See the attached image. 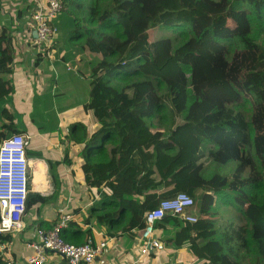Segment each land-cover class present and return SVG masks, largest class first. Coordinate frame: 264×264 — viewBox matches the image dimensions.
Masks as SVG:
<instances>
[{
	"label": "trees",
	"instance_id": "trees-1",
	"mask_svg": "<svg viewBox=\"0 0 264 264\" xmlns=\"http://www.w3.org/2000/svg\"><path fill=\"white\" fill-rule=\"evenodd\" d=\"M62 4L59 42L39 52L33 66L39 67L51 49H57L59 61L74 59L72 64L80 55L87 70L79 68L77 74L91 86L83 110L97 127L86 138L84 120L71 125L67 138L83 144L78 165L67 153L61 165L47 159L56 197L65 166L90 191L93 206L86 226L94 220L111 238H141L147 214L161 200L184 192L198 197L200 218L187 223L168 215L157 223L164 233L155 236L161 250H188L195 264H244L240 253L245 252L257 256L255 263L246 264H264V212L257 229L251 227L252 216L260 217L264 210V0ZM156 27L175 28L183 40L151 42L149 32ZM15 56L11 30L0 27V99L15 95L7 78L14 72ZM115 80L126 84L112 90ZM55 97L50 90L33 99L32 122L42 134L60 130ZM244 106L251 107L249 119ZM161 113L173 124L167 136L146 127L147 120ZM1 118L0 147L8 137L24 134L13 110L4 108ZM158 151L174 156L157 159ZM27 156L46 159L33 147H27ZM210 163L215 170L206 176ZM229 163L236 165L234 173L219 174ZM54 198L30 193L27 212ZM220 201L247 224L216 229L222 221L216 215ZM62 236L77 245L93 240L91 229H69ZM85 236L84 242L75 240ZM158 251L147 257L156 258Z\"/></svg>",
	"mask_w": 264,
	"mask_h": 264
},
{
	"label": "crops",
	"instance_id": "crops-1",
	"mask_svg": "<svg viewBox=\"0 0 264 264\" xmlns=\"http://www.w3.org/2000/svg\"><path fill=\"white\" fill-rule=\"evenodd\" d=\"M0 7V27H6L11 30L16 53L14 72L7 77L11 82L10 85L15 88V95L0 99V126L2 123L1 111L4 107L11 111L13 110L16 124L20 123L18 116L23 115L25 125L17 126L24 132L22 135H28L30 137L28 147H33L36 153H44L46 156V159L30 158L32 162H37L36 171L39 165L43 166L41 170L44 173V178L41 176V171L38 173V176L42 177V184L37 183V187L41 193L39 190H37V193L42 196L55 197L48 204H38L28 211L23 217V228L20 231L2 235L1 242L6 243L8 249L6 251L0 250V257L2 260H26L33 254V251L29 249L28 245L37 240L38 230L52 229L61 214L67 213L74 215L75 220L72 222L73 225L70 223L62 232L73 229L85 233L91 229L94 244L104 239H110L104 253V256L108 259L107 264H131L135 262L140 254L143 243L140 242V250L133 254L126 246L127 237L111 238L108 236L106 230L99 227L94 220L91 226H86L84 221L93 206L88 187L80 185L71 173L68 172V168L62 166L60 171L64 170L66 172L62 173L61 189H59L61 191H59L56 197L57 191L54 187L47 163V159H49L52 163L59 162L61 165V163H65L67 153L72 158V164L78 165V154L83 144L74 143L73 140L68 139L71 133L70 127L73 123L84 120L88 126V131L85 132L86 138L97 127L92 116L83 110V105L90 101L91 86L90 80L81 74H77L79 68H82L83 70H81L83 72L87 70L82 65V57L80 55L76 56V63L72 64L74 59L70 62H65L63 59L60 61L59 59L54 60V55L52 56L49 53V56L40 63L39 67H34L33 63L36 55L42 52V49L37 38L34 36L36 30L32 20L34 7L31 0H1ZM58 35L55 39L56 42H59ZM62 55L61 57H63ZM65 63H68V65H65ZM71 73H75L76 75H71ZM50 90L56 96L54 99L56 104L55 108L59 112L57 126L60 130L42 134L32 122V103L34 97L42 96ZM234 163L237 164V162ZM49 226H52V228H47ZM156 234L159 237L164 236V233L160 230ZM69 236L71 235L69 234ZM4 237L9 238L6 241L3 239ZM76 239L84 242L87 237H79ZM68 242L76 244L74 241ZM161 249L157 252L156 258L147 257L146 261L142 264H168L167 259L171 255L167 254L169 251L166 252ZM48 257L49 261L47 264H68L58 254L51 253Z\"/></svg>",
	"mask_w": 264,
	"mask_h": 264
},
{
	"label": "built area",
	"instance_id": "built-area-1",
	"mask_svg": "<svg viewBox=\"0 0 264 264\" xmlns=\"http://www.w3.org/2000/svg\"><path fill=\"white\" fill-rule=\"evenodd\" d=\"M31 3L34 7L32 20L37 31V41L42 52H45V49L53 46L59 33L58 19L63 11L62 0H31ZM29 144L28 135L10 136L0 147V235L23 228L22 221L27 213L30 194L31 169L37 167V162H32L27 156ZM169 213L183 222L197 223L200 218L199 200L184 192L161 200L158 207L146 216V227L141 237L143 244L138 256L140 259L161 248L162 244L155 238L156 225ZM74 220L72 214H61L52 229L38 230L37 240L28 245L33 251L31 256L24 261L2 260L0 257V264H47L51 253L60 255L68 264H107L108 259L104 253L110 239L101 240L97 244L88 240L82 245L64 239L62 231ZM7 249L6 243H0L1 251Z\"/></svg>",
	"mask_w": 264,
	"mask_h": 264
},
{
	"label": "rangeland",
	"instance_id": "rangeland-1",
	"mask_svg": "<svg viewBox=\"0 0 264 264\" xmlns=\"http://www.w3.org/2000/svg\"><path fill=\"white\" fill-rule=\"evenodd\" d=\"M149 33H150V37H151V42H155V41H158L160 39H165V38L175 39L176 37H177L176 39H177L178 43H180L183 40V37L178 34L177 29H175V28L156 27V28H152ZM56 51H57V49L56 50H53V49L50 50V53L52 54V56L54 55V60L57 59L56 58L57 57ZM125 84H126V81H124V80H122V81L115 80L110 85V88L112 90H114V89H117L121 86H124ZM242 111L245 113L247 119H249V117L251 115V107L250 106H244ZM18 117H19L20 123L16 124V126L17 125L18 126L25 125L24 121H23V119H24L23 115H19ZM18 126H17V128L19 129ZM146 127L150 128L153 131H161L164 133L165 136H167L169 134V131L172 129L173 124L171 121V117H169V115H167L165 118L164 113H161L159 115H156L154 118L147 120ZM173 156L174 155H172L170 153H165L163 151H158L156 153L157 159L158 158H166L167 160H171V158ZM235 168H236L235 164H230V165H228V167H223L219 171V173L224 175V176L229 177L234 173ZM214 170H215V165L213 163H210V165L207 167L204 174L206 176H211L213 174ZM38 179H39L38 172L35 170V168H32L31 169L30 193H37V190H39L37 187V185H38L37 183L42 184V180L40 178L39 179L40 182H39ZM39 192H40V190H39ZM98 200H100V198ZM217 204H218V206L216 207V215L221 217L222 221L214 226L216 229H218L219 231H223L225 229L226 224H233L237 227L247 224V219H245L243 216L239 215V213L234 208L224 205L221 201L217 202ZM261 212H260V217H256V216L253 217L252 216L253 222H252L251 227L257 229V226L260 225V223L263 221L261 219L263 217L264 210L261 209ZM140 242H142L140 236H136L134 239H132V238L128 239V237L126 238V246H127V248H129L131 250V252L133 254L137 253L138 250H140ZM160 243H161V241H160ZM167 251H169L167 254L171 255V257H169L168 264H195V263H191L192 261H191V257H189L190 255L188 254V250L178 251L172 247V248L168 249ZM179 254L181 256L180 258H179ZM187 255H189V256H187ZM184 256H185V258H184ZM146 259H147V256L142 258V259H140V257H138L136 259V262H133L131 264H142L144 261H146ZM240 260L244 264L255 263V261L257 260V256L254 254H248L245 252H241L240 253Z\"/></svg>",
	"mask_w": 264,
	"mask_h": 264
},
{
	"label": "bare ground",
	"instance_id": "bare-ground-1",
	"mask_svg": "<svg viewBox=\"0 0 264 264\" xmlns=\"http://www.w3.org/2000/svg\"><path fill=\"white\" fill-rule=\"evenodd\" d=\"M40 164H41V163H40ZM42 167H43V166L39 165V166H38V170H37V172L39 173V171H41V172H40V173H42L41 176L44 178V173H43V171L41 170V169H43ZM42 177H39V179L42 178ZM39 179H38V181H39ZM39 182H40V181H39ZM38 184H39V183H38ZM46 193H47V192H46Z\"/></svg>",
	"mask_w": 264,
	"mask_h": 264
},
{
	"label": "water",
	"instance_id": "water-1",
	"mask_svg": "<svg viewBox=\"0 0 264 264\" xmlns=\"http://www.w3.org/2000/svg\"><path fill=\"white\" fill-rule=\"evenodd\" d=\"M35 38H37V31L34 32ZM169 216H172V213H169Z\"/></svg>",
	"mask_w": 264,
	"mask_h": 264
},
{
	"label": "clouds",
	"instance_id": "clouds-1",
	"mask_svg": "<svg viewBox=\"0 0 264 264\" xmlns=\"http://www.w3.org/2000/svg\"><path fill=\"white\" fill-rule=\"evenodd\" d=\"M19 146V145H18Z\"/></svg>",
	"mask_w": 264,
	"mask_h": 264
}]
</instances>
